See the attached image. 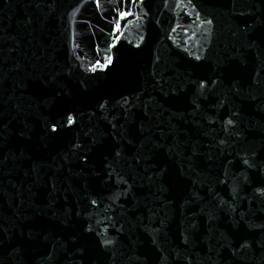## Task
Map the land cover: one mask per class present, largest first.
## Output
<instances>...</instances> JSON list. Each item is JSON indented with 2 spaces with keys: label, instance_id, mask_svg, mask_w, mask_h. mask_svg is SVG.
I'll use <instances>...</instances> for the list:
<instances>
[{
  "label": "water",
  "instance_id": "water-1",
  "mask_svg": "<svg viewBox=\"0 0 264 264\" xmlns=\"http://www.w3.org/2000/svg\"><path fill=\"white\" fill-rule=\"evenodd\" d=\"M0 264H264V0H0Z\"/></svg>",
  "mask_w": 264,
  "mask_h": 264
},
{
  "label": "snow or ice",
  "instance_id": "snow-or-ice-1",
  "mask_svg": "<svg viewBox=\"0 0 264 264\" xmlns=\"http://www.w3.org/2000/svg\"><path fill=\"white\" fill-rule=\"evenodd\" d=\"M126 2H127V0H126ZM131 2H132V3H135V0H131ZM120 15H121V17L123 18V17L129 15V13L122 12ZM118 30H119V26H117V31H118Z\"/></svg>",
  "mask_w": 264,
  "mask_h": 264
}]
</instances>
